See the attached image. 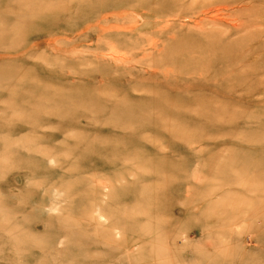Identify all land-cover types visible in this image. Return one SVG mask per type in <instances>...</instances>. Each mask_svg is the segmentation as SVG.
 <instances>
[{
  "label": "rangeland",
  "instance_id": "1",
  "mask_svg": "<svg viewBox=\"0 0 264 264\" xmlns=\"http://www.w3.org/2000/svg\"><path fill=\"white\" fill-rule=\"evenodd\" d=\"M0 264H264V0H0Z\"/></svg>",
  "mask_w": 264,
  "mask_h": 264
}]
</instances>
